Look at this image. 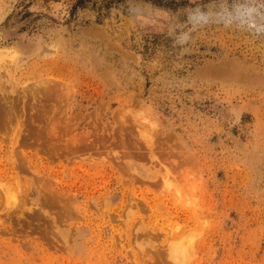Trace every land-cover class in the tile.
I'll return each instance as SVG.
<instances>
[{
    "label": "rangeland",
    "instance_id": "obj_1",
    "mask_svg": "<svg viewBox=\"0 0 264 264\" xmlns=\"http://www.w3.org/2000/svg\"><path fill=\"white\" fill-rule=\"evenodd\" d=\"M186 262L264 264V0H0V264Z\"/></svg>",
    "mask_w": 264,
    "mask_h": 264
},
{
    "label": "bare ground",
    "instance_id": "obj_2",
    "mask_svg": "<svg viewBox=\"0 0 264 264\" xmlns=\"http://www.w3.org/2000/svg\"><path fill=\"white\" fill-rule=\"evenodd\" d=\"M5 140V139H4ZM59 199V198H58ZM62 203V202H61ZM128 204V203H127ZM129 205V204H128ZM78 210V209H77ZM104 212V211H103ZM107 215V214H106ZM62 216V215H61ZM105 216V215H104ZM121 232V231H120ZM130 234V233H129ZM100 240V239H99ZM114 241V240H113ZM192 241H194V240H192ZM68 242V241H67ZM192 243V242H191ZM190 244V243H189ZM191 246V245H190ZM180 248V247H179ZM192 248V246L190 247V249L187 247V248H184V255L186 256H189L188 258H190V256H191V258H193L192 256L194 255L193 254V249H191ZM57 250V249H56ZM104 250V249H103ZM182 250V249H181ZM105 252V251H104ZM175 253H177V254H181V251L178 249V250H176V252ZM162 254H164V253H162ZM105 259V258H104ZM190 260V259H189ZM187 261H188V259H187ZM186 264H187V262H186Z\"/></svg>",
    "mask_w": 264,
    "mask_h": 264
}]
</instances>
